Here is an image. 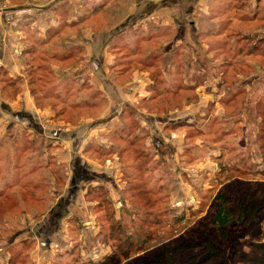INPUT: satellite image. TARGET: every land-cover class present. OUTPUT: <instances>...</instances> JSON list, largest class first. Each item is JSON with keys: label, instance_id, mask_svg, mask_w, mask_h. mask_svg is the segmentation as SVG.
<instances>
[{"label": "rangeland", "instance_id": "obj_1", "mask_svg": "<svg viewBox=\"0 0 264 264\" xmlns=\"http://www.w3.org/2000/svg\"><path fill=\"white\" fill-rule=\"evenodd\" d=\"M36 1L0 0L3 264H264L261 34L239 32L214 40L212 56L197 48L209 40L193 36L189 29L181 46L151 29L147 35L135 34L143 39L138 42L116 41L110 52L121 49L119 58L139 64L129 68L130 73L141 69L153 83L147 87L148 99L139 105L126 103L118 118L106 123L107 119H97L108 94L93 90L91 83L81 87L80 82L66 80V68L84 54L70 39L67 27L72 25L63 21L79 13L80 6H53L54 0H43L48 8L38 9ZM111 1L85 0L97 21L91 23L95 31L109 29L100 26L98 16ZM242 1L237 0L229 18L243 15ZM192 2L180 1L190 6ZM223 4L216 7L218 15L228 10ZM102 15L111 18L115 13ZM188 15L187 27L200 17ZM51 16L61 18L62 24L51 26ZM225 29V23L212 28L219 33ZM166 41L170 45L165 47ZM154 49L159 50L148 56ZM70 54L73 59L67 64ZM85 94L89 104L82 102ZM28 107L56 112L51 122L40 121L48 137L33 130L36 121L25 119L23 109ZM88 119L95 126L83 129ZM72 153L109 173L110 182L72 185L74 175L86 177L78 167L73 173ZM222 196L229 200L223 203ZM56 203L60 205L52 211ZM223 207L232 213L225 228L214 223ZM51 213L58 221L54 226ZM49 234L54 235L52 245L40 251L39 239ZM207 241L211 251L205 248Z\"/></svg>", "mask_w": 264, "mask_h": 264}, {"label": "crops", "instance_id": "obj_2", "mask_svg": "<svg viewBox=\"0 0 264 264\" xmlns=\"http://www.w3.org/2000/svg\"><path fill=\"white\" fill-rule=\"evenodd\" d=\"M37 1V4L32 6L38 9L48 8L47 2H44L48 0H40L41 2ZM180 1L181 0H112L111 2L113 3L109 5V9H106L107 4L105 6L100 5V7L104 6L102 7L104 9L98 16L103 21V23H100V26H103V24L105 26L106 24L109 26V29L107 30L104 27H97L98 31H95V29L91 27L93 26L91 23L93 24L97 21H93L95 17L90 15L88 9L89 7H85V0H54L53 6L67 4L69 7L72 5H77V7L80 6L81 8L79 13L72 14L71 16L69 15V17L63 21L64 23H68V25H72L67 27L71 29L70 39L71 41L73 40V42L75 40V43L80 45V51H82L84 54L82 56L83 58L80 59L77 64L66 68L67 70L65 71L67 74H69V78L66 80L67 82L69 80L73 82H80L82 84L81 87L85 84L91 83L93 90L108 94V104H103L102 107H100L101 115L97 120L104 121V119H107L105 122L108 123V120H114L118 118L119 109L122 108V106L126 103V105L132 104L131 106L134 104L139 105L143 103L144 99L149 98L147 87L152 85L153 82L150 81L147 74H141V69L137 70L135 68L134 70H131V73L129 71V68L131 69L135 66H138L139 64H132L130 63L132 61H129L130 59L128 60L123 56L119 58V56H121V49H115L113 50V53L110 52L111 46L113 44H115L113 47L118 45L116 41L121 40L122 38H128L130 40L133 38L138 42L139 40L143 39H141V36H137L135 34L146 32L143 33V35H147L149 34V29H151L154 30L153 33H163L165 39L169 40V38L172 37L171 40L173 43L177 46H181L188 37L187 31L189 29V33L193 36L197 37V35H201V37L204 39L209 40V43L202 45V47L201 45L197 46L199 51L206 53L211 50L210 44L212 41L223 40L227 35H236L239 32L244 36H250L251 34L258 36V34H261L259 37L262 38L261 41L264 40V0H243L241 8L239 9L243 15L237 18H229L232 16L230 14H233L234 12L237 0H193L192 6L182 5ZM222 2H224L223 5H227L228 10L226 13H219L218 15L216 12V7H220ZM187 7L188 11H186ZM45 12H48V10ZM109 12L115 13V16L110 18L107 15H102L103 13L107 14ZM145 12H148L149 14ZM185 13H189V15L191 14L193 17L196 16V13H200V17L196 19L195 22L190 21L189 26L187 27L184 25V17L186 15ZM50 22L51 26L62 24V20L61 18L59 19L58 16L49 17L47 23ZM224 23L226 24L225 33H219L218 31L212 30L214 26H219L220 24ZM208 24H210L209 28H207ZM73 25L76 26L73 27ZM73 30L77 31L73 33ZM67 41L69 40L66 38V42ZM225 44L229 45L228 42H225ZM163 45L166 47L170 45V43L166 41ZM158 50L159 49H154L152 52L148 53V56H153V54H155V52ZM209 54L212 56L214 53L210 51ZM72 56V54L66 56L65 59L68 62L67 64L72 61ZM137 56L138 52L134 54L135 58H137ZM70 58L72 59L69 60ZM58 68L59 67L56 66L53 69L58 71ZM169 68L171 69V67L168 65V68L166 69L169 70ZM113 70L114 74L117 71L124 72L123 74L121 72V74L113 77L111 74ZM132 73L134 74L131 76ZM128 76L130 79H127ZM66 77L68 76L66 75ZM25 86L29 88L27 84L24 85V88ZM27 88H25V91ZM23 96L25 101L28 102L29 106L33 104L29 101L24 91ZM82 97L83 100H85L82 102L88 104L90 103V99H88L86 94L82 95ZM23 112L25 113L24 116L26 120L36 121L37 128H33V130L36 129L41 137H48L47 129L41 125L40 121L47 119L46 121L51 122V118L56 116V112L53 111V108L42 111L37 109L33 110L31 107H28L23 109ZM149 118L154 119L155 117L149 116ZM83 122L85 124L83 125V129H86L87 126H95L91 119L84 120ZM83 129L82 133L85 132ZM57 134L58 133H56V135ZM56 135L54 134V138L58 139L56 138ZM70 135L73 137L75 136V133L72 132ZM70 135L68 134L66 137ZM65 144L67 146L68 142L65 141ZM76 151L77 153L79 152L77 149ZM72 157H74V161L72 158V161L70 160L71 162L69 164L73 165V173H76V169L78 167V169L81 170L79 174L84 172L86 175V177L78 176V178L74 175L72 177V185L83 182L84 184L88 185L96 183V181H104L106 183L110 182L107 177V174L109 175V173H103L95 170L90 160L87 159L86 156H81L80 154L76 156L74 154ZM71 198L73 197H70V199ZM58 204L59 203H56L55 206L52 207V211ZM50 216L52 220H49V222H52V226L56 225L58 221L56 222L55 214L51 213ZM59 229L60 226L58 225L56 227V231H59ZM51 235L52 234H49L48 238L44 236L43 238L41 237L39 239L38 248L40 251H42V248H48L50 245H52L54 235L52 236L53 238ZM5 260V258H0V264L5 263Z\"/></svg>", "mask_w": 264, "mask_h": 264}, {"label": "trees", "instance_id": "obj_3", "mask_svg": "<svg viewBox=\"0 0 264 264\" xmlns=\"http://www.w3.org/2000/svg\"><path fill=\"white\" fill-rule=\"evenodd\" d=\"M72 88V87H71ZM70 88V89H71ZM86 104H88V103H86ZM89 107V106H88ZM225 200H229V199H227V198H225V197H221V201H223V203L225 202ZM231 221H232V213L231 212H229V210L227 211V208L226 207H223L222 209L220 208V210H219V212H218V214H217V217H216V220H215V224H216V222H217V224L219 225V226H221V227H224L225 225H227V224H229V223H231ZM225 228V227H224ZM144 235H146V237H149V239H151L152 238V235L151 234H144ZM212 247V245H211V242L210 241H207L206 243H205V248L207 249V250H210V249H212L211 248ZM181 249L182 248H184V247H180ZM211 251V250H210ZM212 254H214V253H212ZM212 258V257H211ZM171 260H173V257L171 258ZM141 263V262H140ZM141 264H148V263H145V261H143V263H141Z\"/></svg>", "mask_w": 264, "mask_h": 264}]
</instances>
